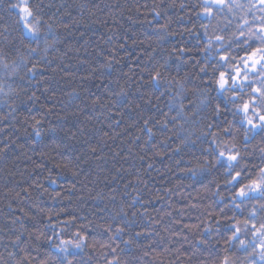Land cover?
I'll use <instances>...</instances> for the list:
<instances>
[{"label":"trees","instance_id":"trees-1","mask_svg":"<svg viewBox=\"0 0 264 264\" xmlns=\"http://www.w3.org/2000/svg\"><path fill=\"white\" fill-rule=\"evenodd\" d=\"M8 2L0 0V16L4 17L0 20V32L8 27L9 41H15L17 47L22 46L21 42L26 45L28 42L23 40L19 25L14 23L15 16L5 14ZM35 2L41 5L45 22L41 31L47 32L46 25L50 24L57 43L55 50L48 53L51 63L44 65L41 74L25 83L23 89L16 88L18 97L8 99V104L16 110L10 113L0 103V149L8 145L0 155V240L3 241L0 253H4V244L11 235L8 224L16 217H23L30 232L40 230L50 234L47 216L54 217L53 223L62 224L72 214L77 217V228H68L70 234L89 221L92 222L89 230L98 231L94 225L105 223L110 210L122 207L130 217L132 212L137 213L134 219L140 227L135 231L147 228L151 218L163 217L154 226L153 239L141 237L134 241L132 252L124 259L132 264L138 259L139 264H148L149 257H144V252L149 244L159 241L170 251L161 255L156 248L150 257L157 256L164 264H189L184 255L189 245L185 243L180 253H176L181 238L172 233L180 231L184 224L198 222L197 213L186 204L191 197L198 196V191L200 196L208 194L200 183L193 184L185 177L183 169L189 166L187 162L193 156L189 150L174 153L179 141L172 135V125H168V131L163 128V122L174 115L168 113L169 96L154 93L140 78L147 80V71L143 69L150 68L180 39L176 36L158 41L156 30L160 24L172 16L169 30L182 32L184 25L176 21V15H185L180 3L189 5L188 13L195 20L191 5L198 4L199 0ZM81 5L87 7L82 9ZM154 5H159L156 11L161 12L162 18L154 19ZM184 39L189 46L195 43V38L185 36ZM2 41L0 36V49L7 51ZM153 48L156 52L150 60ZM196 58L202 59L198 55ZM108 61L111 68L104 66ZM191 65L189 61L178 76L173 68L172 75L180 79L190 73L193 85L199 83L195 80L197 68ZM121 88L128 94L127 103H109L110 98L114 99L112 93ZM96 97L108 106L93 105ZM36 120L41 121L36 125L40 128L39 136L34 130ZM145 120L155 134L152 139ZM74 172L78 174L73 175ZM50 180L57 183L52 184ZM137 195L140 200L133 204V197ZM209 203L211 198L203 201L205 206ZM145 209L146 215L141 217ZM183 234H187V229H183ZM40 245L41 252L48 247L43 240ZM93 264L102 262L93 261Z\"/></svg>","mask_w":264,"mask_h":264},{"label":"snow or ice","instance_id":"snow-or-ice-1","mask_svg":"<svg viewBox=\"0 0 264 264\" xmlns=\"http://www.w3.org/2000/svg\"><path fill=\"white\" fill-rule=\"evenodd\" d=\"M86 7L81 5L82 9ZM157 7L159 5L153 6L154 19L162 18ZM179 7L185 15H176V21L184 25L183 31H170L172 16H168V22L160 24L156 35L158 41L176 36L180 39L150 68L143 69L147 71V80L140 78L154 93L169 96L168 113L174 115L163 122V128L168 131V125H172V135L179 141L174 153L189 150L193 156L187 162L189 166L183 169L185 177L193 184L200 183L208 194L200 196L199 191L197 197L189 194L191 199L186 207L197 213L198 222L184 224L180 231L172 233L181 238L180 248L175 251L179 254L187 243L189 247L184 249V255L189 264L192 261L196 264H264V0H199L198 4L191 5L195 20L188 13L186 2H181ZM4 11L15 16L14 23L19 25L23 40L28 42L26 45L21 42L22 46L17 47L15 41H9L8 27L0 32L7 48V51L0 49V98H3L0 103L11 113L16 109L8 104V99L18 97L16 88L23 89L25 83L41 74L44 65L51 63L48 53L55 50L57 37L50 24L46 25L47 32L41 31L45 22L41 5L35 0H9ZM3 19L0 16V20ZM185 36L195 38V43L189 46ZM155 52L153 48L150 60ZM197 55L202 59H197ZM189 61H192L191 67L197 68L195 80L199 83L194 85L190 73L177 79L179 71ZM104 66L112 67L110 61ZM173 68L177 76L172 75ZM112 97L109 103L124 105L128 94L121 88L113 92ZM97 104L108 106L101 104L100 97L93 100V105ZM40 124L41 121H35L37 136L41 133L36 125ZM144 124L152 139L155 134L147 127L148 121ZM7 147L0 149V155ZM50 183L57 181L50 180ZM209 198L212 203L205 206L203 201ZM112 200L115 201V197ZM139 200L138 195L133 197V204ZM146 212L147 209L140 216H145ZM69 215L62 224L53 223L54 217L47 216L46 227L51 229L50 234L40 230L30 232L23 217L11 220L8 224L11 235L4 244V253H0V264H93V261L132 264L124 257L132 252L134 241L141 237L152 240L154 226L163 219L151 218L147 228L135 231L140 227L134 219L137 213L132 212L130 217L120 207L109 211L105 223L94 225L98 231L89 230L92 223L89 221L68 234V228H77V217ZM183 229H187V234H183ZM125 236L128 239H124ZM42 240L48 245L43 252ZM156 248L161 255L170 251L159 241L149 244L144 252V257H149L148 264H164L157 256L150 257Z\"/></svg>","mask_w":264,"mask_h":264}]
</instances>
